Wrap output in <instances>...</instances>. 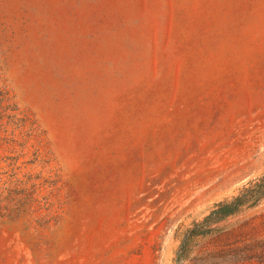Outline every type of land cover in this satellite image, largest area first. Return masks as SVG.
I'll return each mask as SVG.
<instances>
[{
	"label": "rangeland",
	"instance_id": "374dc122",
	"mask_svg": "<svg viewBox=\"0 0 264 264\" xmlns=\"http://www.w3.org/2000/svg\"><path fill=\"white\" fill-rule=\"evenodd\" d=\"M0 264H264V0H0Z\"/></svg>",
	"mask_w": 264,
	"mask_h": 264
},
{
	"label": "trees",
	"instance_id": "16d2710c",
	"mask_svg": "<svg viewBox=\"0 0 264 264\" xmlns=\"http://www.w3.org/2000/svg\"><path fill=\"white\" fill-rule=\"evenodd\" d=\"M1 102L0 93V104ZM263 198L264 174L243 185L229 199L216 202L199 221L194 222L184 231L175 252V262L179 263L186 257L194 238L215 232L220 221L246 208L256 206Z\"/></svg>",
	"mask_w": 264,
	"mask_h": 264
}]
</instances>
